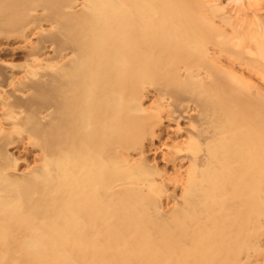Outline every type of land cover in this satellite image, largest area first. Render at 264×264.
Listing matches in <instances>:
<instances>
[{
    "label": "bare ground",
    "instance_id": "bare-ground-1",
    "mask_svg": "<svg viewBox=\"0 0 264 264\" xmlns=\"http://www.w3.org/2000/svg\"><path fill=\"white\" fill-rule=\"evenodd\" d=\"M0 264H264V0H0Z\"/></svg>",
    "mask_w": 264,
    "mask_h": 264
}]
</instances>
